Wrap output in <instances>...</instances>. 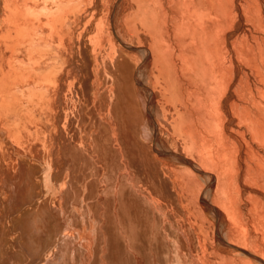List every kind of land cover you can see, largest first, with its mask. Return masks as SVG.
Segmentation results:
<instances>
[{
	"label": "bare ground",
	"instance_id": "obj_1",
	"mask_svg": "<svg viewBox=\"0 0 264 264\" xmlns=\"http://www.w3.org/2000/svg\"><path fill=\"white\" fill-rule=\"evenodd\" d=\"M122 1L120 16L113 21L118 26L114 30L112 0H0V133L12 137L18 153L26 149L36 158L49 155L62 135L69 143L65 148L73 158V173L79 169L86 178L96 177L91 180L94 182L100 167L91 147L84 149L75 137L77 124H87L88 116H100L98 108L102 105L104 116L111 121L98 117L96 124V120L91 122L97 125L96 130L109 127L105 131L110 130V136L102 142L104 146L100 141L91 146L99 158L108 153L112 176L108 175L107 187H118L124 200L136 196L137 191L128 169L120 178L122 159L127 160V156L123 158L122 149L114 148L112 142L120 134L134 146L140 126L149 131L153 142L160 130L147 115L156 103L160 114H169L171 119L167 140H176L196 153L192 151L189 158L194 160L193 171L169 170L166 175L156 165L150 166L151 153L138 149L137 179L146 184V190H139L146 195L142 199L147 204L137 226L140 233L133 238L138 247L145 246V264H212L208 249L213 247L203 225L202 206L196 203L202 190L212 200L205 201L208 210L220 215L213 205L216 202L230 220L227 233L235 239L227 235L228 239L244 245L259 264H264V0ZM132 44L141 45L144 61L151 58L139 72L123 51ZM139 80H145L149 87L142 84L137 96ZM130 150L129 154H134ZM194 156L208 163L210 169L195 163ZM13 161L0 146V163L5 164L4 172L10 176L16 169L17 161ZM25 168L18 169L14 181L7 178L8 173L4 178L12 181L15 197L20 179H32ZM134 172L138 174L136 169ZM195 172L200 177L204 174L205 186L198 185ZM18 192L22 194L21 189ZM15 197L8 203L17 201ZM171 200L178 203L183 214L179 223H168L159 213ZM124 205L125 212L130 213L132 204ZM221 227L219 231L223 224ZM239 260L221 263L252 264L251 260Z\"/></svg>",
	"mask_w": 264,
	"mask_h": 264
},
{
	"label": "rangeland",
	"instance_id": "obj_2",
	"mask_svg": "<svg viewBox=\"0 0 264 264\" xmlns=\"http://www.w3.org/2000/svg\"><path fill=\"white\" fill-rule=\"evenodd\" d=\"M116 1L112 0L114 4L112 7L113 11L111 9L112 29H114L113 28L114 26L115 29L118 28L117 23L113 21L119 18L121 13V6L123 2L122 0L121 1L116 0ZM139 45L140 44H132L131 48L130 47L123 48V51L126 50L124 51L125 52L124 54L125 55L128 54V56H130L131 63L136 65L135 66L136 68L138 67L137 69L138 72L142 70V68L146 66V64L151 60V58L148 57L149 59L147 58L148 60L146 59V61H144L142 54H140L141 45L140 46ZM44 73H46V71ZM139 82H141V84L137 83L136 84L137 86L135 85L136 86L135 91L137 96H140L139 94L140 92H142V87H143L142 84L148 86L145 80L144 81L139 80ZM155 104L156 103H154L152 109L149 110L150 112H148L147 115V120L151 124L153 123V125L157 126L160 130V132H158V134L154 138L155 141L153 140L152 142V138L149 135V131L146 130L145 132L143 130L144 128L140 126L138 127V129L142 130V131L140 130L142 135L139 134V138H141V140L139 138H134V146L133 144H131L132 143L131 141H130L131 143L128 142L129 140H127L124 135L121 136L120 134H118L117 138H115L114 143L112 142L113 147L115 146L114 148L117 149L120 148L119 151H121L122 149L121 152L125 154L123 158L124 157L126 158L127 156V160H128L127 161L126 159H122L123 167L121 168H123V170L120 169L121 172L119 171L120 178L129 173V176L133 179L131 182L132 186L137 191L136 196L132 195L133 198L128 197V199L124 198V200L120 199L118 187H115L117 188L115 189L110 184L108 186L109 188L107 187L108 185L107 179L109 180L110 176H112V173H110V165H109L110 163H108L110 162L108 160L109 159L108 153L102 155V157L100 156L99 158L98 154L91 146V144L94 141L96 144H99L100 142L102 143L104 141L107 142L106 140L107 138L109 139L110 136V130L105 131L108 130L109 127L107 128L106 126L103 127V129L104 128L105 129L104 130L102 129L103 131L102 132L100 131L101 128L99 127H98L99 129L96 130L97 125H94L91 122L92 120L93 122L96 120L94 122L96 124V122L98 121V117L105 118L106 122L111 121L109 116H104L103 114L104 111H102L103 109L101 110L102 105H100L101 107L98 108V112L100 116H98L96 119H94L95 117L94 115L93 118L88 116L89 120L86 121L87 124L85 123L77 124L78 137L77 136L75 137L76 140L78 139V144L82 146L84 149L91 147L90 149H92L93 155L96 158L95 159L96 165L100 167L99 170L100 176L94 182L91 180L93 178L96 179V177H92L89 175L86 178L85 175L82 174V171L79 169H75V172L73 173L74 171V169L72 170V165L74 164L73 158L71 155H69L68 150L65 148L67 145L69 146V143H67L66 140H64L62 135L59 134L60 136L58 137V140H56V142L53 143V145L51 146L49 155H44L46 157H43L42 155L43 158L42 157L36 158L34 156L31 157L26 149L19 150L18 153V150L15 149V145L12 142V137L6 132L0 133V146L3 147L4 152L7 153L8 159L12 161L13 160L17 161V162L13 161L14 165H16L15 166L16 169L15 171L14 170L12 171L11 176L9 174L10 172H4V169H6L4 166L5 164L0 163V171H1L0 172V219H1L0 220V264H57V263L59 264L60 262H61L60 264H145V260H144L145 246L138 247L137 242L134 239L135 238L134 234L137 237V235H139L140 233L137 226L138 224L141 225L140 224L141 221L139 220V218L141 216L142 209L144 210L143 207H146L147 204L142 199V197H145L146 195L143 194L141 190H139V187L140 188L142 187L141 189L146 190L144 187L146 184L143 179L141 180L137 179V177L140 176L139 174L140 164H138L137 162L138 161L137 153H139V150H141L142 152H144L145 150L146 151L145 153L147 155L151 153L149 155V158L151 160L154 159L155 161L153 160L152 162L149 159L150 160L149 162H151L149 163L150 166L152 167L156 165L158 169L159 168L160 170L162 169V172L160 170L159 171L161 173L165 171L164 173L166 175L170 174L169 170H174V171L176 170V172H180V173L183 171L185 172L193 171L191 169V166L192 163L194 165V160L192 159L193 162H191L192 160L189 158H191V156L195 155L196 153L195 150H191L187 148L186 146L178 143L176 140H173L171 143L167 140V131H170L171 119L168 118L169 114L168 115L160 114L159 110L156 109L157 104L156 105ZM152 111L154 115H151ZM174 111L177 112V109H175ZM158 112L159 114H157ZM167 112L170 113L169 110H167ZM92 127L94 128L93 130ZM114 129L117 130L116 128ZM83 131H85V133ZM116 132L118 133V131ZM97 133L99 136L95 135ZM7 136H9V138ZM94 138H96L98 141H96V139ZM79 139L82 141L80 142ZM161 139L162 140L164 139L163 141L165 142L164 143L161 142L162 141ZM7 141H9L10 143H8ZM135 141L137 145L135 144ZM145 141H148V143ZM115 142H118L117 143L118 145ZM139 142L141 143V145H139L140 144ZM150 142L152 146L149 144ZM166 142L168 144L165 145ZM102 144L104 146L105 143ZM119 144L120 145L125 144V146L124 145L120 146ZM143 144L146 146V148ZM129 146L130 148L132 147L134 154H131L132 149L130 150V148H127ZM138 146L141 147L139 148ZM143 146L144 148H142ZM188 149L190 150L191 155H189L190 152L188 151ZM127 150L131 151L130 154L129 151ZM149 150L150 152H148ZM207 150L208 147H206L203 150L204 154L207 152ZM192 151H193V155H192ZM20 152L23 153V156L22 154H20ZM25 154H27L28 157ZM196 156L193 157L195 160L198 161V162L195 161V163L199 164L200 166L202 165V167H204L203 169L205 170L210 169L209 168L210 165L208 163L200 162L198 157L196 158ZM186 157L187 159H185ZM131 159L132 162H134V164L131 165L133 169L130 167V163H132ZM154 162H156L157 164H155ZM105 163L106 165H104ZM135 164H138V166ZM1 166L3 169L1 168ZM21 167L22 168L26 167L25 170L27 169L29 172H31L30 173L32 178L31 180L33 181L30 180L32 182L30 183V181L27 180L23 181L21 180L23 178H21L19 182L20 184L17 187L18 188L17 193L19 194L18 197H15L16 188L12 186L13 183L11 185L12 182L11 180L14 181L15 177L17 178L18 176L17 174L19 173L18 171H20L18 169H20ZM134 168L136 169L138 174L134 172L135 171ZM127 169L129 172L127 171ZM6 173H8L9 175L7 176ZM14 174H16V176ZM2 175H4V177H2ZM195 175L197 176L198 181H200V184L198 185H204L205 184L204 174H202L200 177V173L195 172ZM6 176L7 178L10 176L9 179L11 180L8 179L9 180L8 181L4 179ZM28 185L30 187L32 185V187L30 188ZM19 188L21 189L22 194L18 192L20 191ZM108 190L109 192H107ZM14 197L17 199V201H12L8 203L10 201L9 198L10 199L12 198V200H14ZM205 201L207 202L211 201L212 203L211 197L202 190L199 192V194H197L196 203L199 206L200 205L202 206V211H203L202 213L205 220L203 225L208 232L209 241H211L213 247L211 248L210 245H209L210 248L208 247L209 248L208 252L210 253L209 256L210 262L212 264L214 263L217 264V262L219 261L218 263L220 264L221 262L229 263L232 261H238L239 259L243 261L244 259L245 261L248 262L252 261L251 262L252 264L253 263L259 264L256 258L252 255V253H248L249 249L247 251L245 249L246 247L241 244L242 242L238 244H241V246L243 247H241L240 245H236L237 242L233 244L234 240L232 241L231 239H235V238L230 237V235L227 233V227L230 226V220L226 215L223 214L224 211L221 208V206L219 207L218 203L213 202V205L216 208L218 207L217 209L221 211L219 212V214L220 213L221 214L216 216L211 212L212 211L211 209L208 210V208L210 207ZM170 202L171 203H169L168 206L161 207L159 213L164 216V220L166 219L165 220L166 222L179 223L182 221L183 214L180 213L178 203L176 201H174L173 203V201L171 200ZM123 203L132 204L131 205L132 209L131 208L129 209V211L132 210L130 213L125 212L124 210L125 205ZM52 206L57 208L54 210L52 209ZM168 209L171 211H169ZM190 209L194 211L193 207ZM46 217L49 218L45 220ZM38 220L42 222L40 227H39L40 222ZM225 222L228 223L229 225H227ZM211 223H213V225H211ZM222 224L224 226L223 230L219 231L218 228L219 227L222 228L221 227ZM32 227H34V229ZM224 231L225 233H223ZM36 235L38 238L36 237ZM227 235H229L231 239H228ZM29 236L30 238L32 236V238L30 239ZM151 237L154 236H152L151 234ZM150 241L151 243H153V239L150 238ZM236 241L240 242L239 240ZM34 248H36L37 250L36 249L34 250ZM251 256L252 259H250ZM253 259H255V262Z\"/></svg>",
	"mask_w": 264,
	"mask_h": 264
}]
</instances>
